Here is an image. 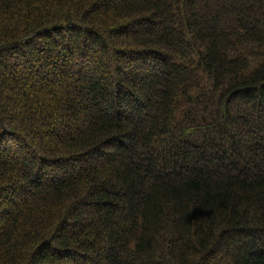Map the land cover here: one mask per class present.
Instances as JSON below:
<instances>
[{
  "label": "trees",
  "instance_id": "16d2710c",
  "mask_svg": "<svg viewBox=\"0 0 264 264\" xmlns=\"http://www.w3.org/2000/svg\"><path fill=\"white\" fill-rule=\"evenodd\" d=\"M0 264H264V0H0Z\"/></svg>",
  "mask_w": 264,
  "mask_h": 264
},
{
  "label": "rangeland",
  "instance_id": "374dc122",
  "mask_svg": "<svg viewBox=\"0 0 264 264\" xmlns=\"http://www.w3.org/2000/svg\"><path fill=\"white\" fill-rule=\"evenodd\" d=\"M151 26H153V25H151ZM154 26H155V25H154ZM6 61H7V60H6ZM8 63H10V64L12 65V62H11V60H8V61H7V63H6V64L9 66V64H8ZM34 72H35V71H34ZM140 76H141V75H140ZM203 80H204V78H203ZM232 116L234 117V115H232Z\"/></svg>",
  "mask_w": 264,
  "mask_h": 264
},
{
  "label": "bare ground",
  "instance_id": "6f19581e",
  "mask_svg": "<svg viewBox=\"0 0 264 264\" xmlns=\"http://www.w3.org/2000/svg\"><path fill=\"white\" fill-rule=\"evenodd\" d=\"M152 149H153V150H155V148H154V147H153Z\"/></svg>",
  "mask_w": 264,
  "mask_h": 264
}]
</instances>
